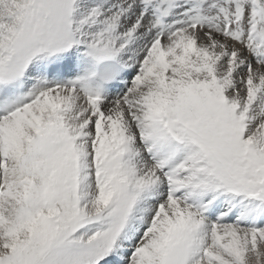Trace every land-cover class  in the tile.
Wrapping results in <instances>:
<instances>
[{
  "label": "snow or ice",
  "instance_id": "obj_1",
  "mask_svg": "<svg viewBox=\"0 0 264 264\" xmlns=\"http://www.w3.org/2000/svg\"><path fill=\"white\" fill-rule=\"evenodd\" d=\"M0 264H264V0H0Z\"/></svg>",
  "mask_w": 264,
  "mask_h": 264
}]
</instances>
